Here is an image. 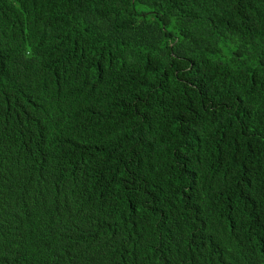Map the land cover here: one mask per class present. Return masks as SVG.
Wrapping results in <instances>:
<instances>
[{"label":"trees","instance_id":"obj_1","mask_svg":"<svg viewBox=\"0 0 264 264\" xmlns=\"http://www.w3.org/2000/svg\"><path fill=\"white\" fill-rule=\"evenodd\" d=\"M0 264H264V0H0Z\"/></svg>","mask_w":264,"mask_h":264}]
</instances>
